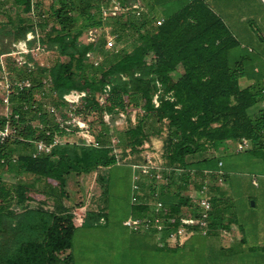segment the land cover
<instances>
[{"label":"trees","instance_id":"obj_1","mask_svg":"<svg viewBox=\"0 0 264 264\" xmlns=\"http://www.w3.org/2000/svg\"><path fill=\"white\" fill-rule=\"evenodd\" d=\"M5 1L17 10V18L15 23L8 15L0 24V55L10 52L13 41L32 31L38 36L28 40L29 45L37 39L65 59H57L47 69L29 71L5 56L10 78H30L32 85L11 88L7 95L13 108L8 122L16 126L18 137L0 143V158L6 159L0 164V264H73L74 210L86 205L88 185L92 180L103 184V168L120 163L127 149L139 154L153 137L162 140L163 173L169 181L161 185L159 198L169 228L176 226V217L184 207L195 214L187 189L189 184L198 186L203 177L211 181L213 191L208 234H217L218 228L228 229L237 222L230 198L224 197L226 193L217 183L218 161L216 166L212 162L228 140L245 136L259 143L264 129V72L247 47L246 70L245 55L238 54L243 46L208 0H179L175 11L163 13L161 24L149 10L104 21L99 7L109 0H52L47 10L41 0ZM166 1L147 4L153 9ZM104 25L116 34L113 48H106L104 33L93 42L79 39L88 28ZM90 50L101 57L97 64L87 58ZM46 72L56 92L48 95L56 106H63L61 96L68 90L85 89L90 94L83 102L86 112L97 108L100 113L106 109L128 115L131 108H138L142 117L137 123L127 118L126 128L114 132L104 124L96 144L81 140L61 143L49 153L32 157L27 140L42 137L43 131L28 121L49 120L36 100ZM241 77L247 79L242 81ZM106 83L111 85L110 95L105 106H99L94 95ZM158 90L159 104L155 106L152 99ZM3 97L0 92V101ZM6 122L0 116V125ZM114 133L118 141L111 144ZM12 156H16L14 161ZM3 173L18 178L7 181ZM222 176L225 180L224 172ZM144 185L141 181L140 190ZM131 212L143 216L151 212V206L131 203ZM101 216L102 211L88 209L82 224L95 225ZM239 227L243 232L239 242L243 243L245 228ZM240 248L221 246L213 251L210 264L220 260L228 264L226 255L230 252L240 253L238 264H264L263 258L243 256Z\"/></svg>","mask_w":264,"mask_h":264},{"label":"rangeland","instance_id":"obj_2","mask_svg":"<svg viewBox=\"0 0 264 264\" xmlns=\"http://www.w3.org/2000/svg\"><path fill=\"white\" fill-rule=\"evenodd\" d=\"M57 0H55L56 3ZM148 10L147 0H140ZM42 7L47 10L52 0H41ZM214 10L225 20L229 25L232 33L235 35L241 46L238 54L245 55L244 67L248 70V60L246 56V47L254 50L253 55L257 57L258 66L264 72V0H208ZM179 0H167L162 5H156L157 10L164 13H170L178 8ZM17 10L5 0H0V24L7 20V16L11 15L16 23ZM24 16H29L24 14ZM8 27H11L8 26ZM79 39H85V31H83ZM22 40L17 39L13 42ZM12 42V44H13ZM11 44V46H12ZM34 45V43L32 44ZM31 45V46H32ZM121 45V44H120ZM245 47V48H244ZM57 59H65L59 56L54 50H46L38 57V67L44 61L45 66H51ZM0 68V77H1ZM246 77H241V80H246ZM253 81V80H252ZM0 90H4L1 89ZM40 103L50 104L52 99L49 95L40 98ZM92 133L94 136L102 130L105 124L109 127L110 132L122 130L127 126V118L133 123H137L142 117V112L138 108H131L127 114L119 115L115 112H109V122L103 119L102 113L99 110L91 109L87 112ZM65 139L77 141L80 137L77 134L68 135ZM114 141L118 140L116 133L110 136ZM112 139V140H113ZM119 151L120 149L117 148ZM139 154H133L126 150V155L121 157L117 164L105 167L101 170L104 176V182L99 183L95 180L88 185L89 192L86 199V207L94 208L95 204L104 206L102 214L107 220H122L129 211V198L131 190V162L141 161L143 158H151L156 164H162L163 147L160 138L153 137L151 142H145ZM216 159L212 165L216 166L219 160L224 164L221 168L225 172V180L221 188L228 195L231 201L232 209L237 218L246 215L245 209L255 204L259 212L264 202V191L262 187V176L264 175V151L245 149L237 151L235 149V141H226L220 151L215 153ZM133 171V170H132ZM3 178L7 181H14L18 176L13 173H3ZM256 178L259 186L252 185L251 179ZM199 178V177H197ZM27 180H31L30 175L26 176ZM143 190L149 197L151 187H159V181L143 180ZM156 182V183H155ZM159 182V183H158ZM161 189V188H160ZM81 208V207H79ZM183 212H189L188 208L184 207ZM74 214L78 218H83V210H74ZM235 218V216H230ZM83 231H74L71 241L72 261L74 264H210L213 251H219L217 248L232 246L237 249H244L243 256H256L264 259V238H255L248 233L245 228V240L239 242L243 232L239 226L233 221L228 229L217 230V239L211 237L212 242L208 244L209 237L202 234H194L185 243L184 246L174 247L173 245H162V248L154 246L152 250L153 257H149V250L142 247L141 243L131 240L136 234L129 233L123 227L111 228V232L104 233L103 226H90V238L87 236V229ZM106 230V229H105ZM80 232L83 234H80ZM215 243V244H212ZM215 247L213 249L211 246ZM243 247V248H242ZM235 249V250H236ZM166 254L165 257L159 258L154 256L157 251ZM155 252V253H154ZM226 255L229 257L228 264H238V252H230ZM160 254V255H161ZM255 256V257H256ZM235 257L234 259H232ZM214 264V261H213ZM219 264H222L220 260Z\"/></svg>","mask_w":264,"mask_h":264},{"label":"built area","instance_id":"obj_3","mask_svg":"<svg viewBox=\"0 0 264 264\" xmlns=\"http://www.w3.org/2000/svg\"><path fill=\"white\" fill-rule=\"evenodd\" d=\"M99 12L102 20H108L110 17L118 16L125 13H132L135 15H141L148 12L145 6L140 0H132L128 3H122L119 0H109L106 4H101ZM163 22L162 17L156 19L157 24ZM101 33L105 35L106 48H113L115 44L116 34L110 32L108 25L96 26L85 30V39L83 42L95 41ZM38 34H34L32 31L26 33V37L17 42H13L10 52L0 55V90L4 94V97L0 101V116L6 118L7 122L0 125V143L7 141L17 136V128L8 122L11 115H13V108L8 100V93L11 88L18 90L28 88L32 85L30 78H13L9 76V72L6 69L5 56L9 55L14 59L17 67H26L29 71L38 69H47L49 66H45L44 61L41 62V66L38 67L39 55L48 50L46 46L40 43L39 40H35L34 45H29L28 40L37 37ZM86 56L91 59L94 64H97L101 59L100 56L94 54L93 51H87ZM42 87L36 93V100L40 102V98L52 94L56 95V92L51 89V78L47 74L41 79ZM160 87V83L157 82ZM111 85L109 83L104 84L97 92H95L94 99L99 106H105L108 97L110 95ZM158 90L153 96V103L155 106L159 104ZM261 93L264 99V88L261 89ZM90 96L89 92L85 89L72 88L63 93L61 100L64 102L63 106H56L53 103L42 104L40 106L47 112L49 120L35 122L29 120L28 122L32 126L39 127L43 131V136L38 138H29L32 145L30 154L32 157H37L43 153H49L53 146L66 142H73L72 140L65 139V136L77 134L80 140L85 144H96V136L93 135L87 112L83 109L84 100ZM169 99H173L171 95L167 96ZM38 103V102H37ZM35 103L34 105H38ZM103 119L109 122V111L102 110ZM119 115L124 112L118 111ZM18 115L15 114V117ZM262 137L259 143L254 144L248 137L242 136L235 141V149L237 151L253 148V146L264 147V129L261 130ZM20 138V137H19ZM48 138V139H47ZM22 139V138H20ZM110 139L111 144L117 143ZM16 156H12L14 161ZM5 158H0V164H4ZM218 165H222V161L218 160ZM132 197L131 203L134 204H148L151 206V212L143 216L130 215L123 219V224L132 231H152L156 234L160 245H182L191 235L195 233L206 234L209 231V212L212 208V195L213 191L210 189L211 181L207 177H203L200 180L198 186L189 184L187 189V197L191 202V206L195 209V214L189 212H182L176 219V226L169 228V219L163 216V202L159 198L161 186L153 187L149 192V199L141 196L140 182L147 178L151 181H159L161 185H167L168 177L164 176L163 165L156 164L151 158H144L142 163H132ZM167 169V168H166ZM180 170V169H178ZM205 172H207L205 170ZM218 172L217 183L221 186L224 183L221 170ZM158 182V183H159ZM254 184H257V180L254 177L252 179ZM156 183V182H155ZM78 221H83V218H78ZM98 223H105V218L101 216Z\"/></svg>","mask_w":264,"mask_h":264},{"label":"crops","instance_id":"obj_4","mask_svg":"<svg viewBox=\"0 0 264 264\" xmlns=\"http://www.w3.org/2000/svg\"><path fill=\"white\" fill-rule=\"evenodd\" d=\"M147 1L152 2V0H147ZM147 8L152 14H155L158 17H163V15H164V14L161 15V12H159V11H155V10H157L156 7H153V9H152L148 6ZM252 52H254L253 49H252ZM258 64H260V63H258ZM256 68H258L257 65H256ZM250 149H254V150L258 149V150L264 151V147H260V146H253V148H250ZM223 165L224 164L222 163L221 166L223 167ZM221 166L218 167L216 169V171L221 170V172L223 173L224 170L221 168ZM132 170H133V168L131 166V178H132V173H133ZM250 183L252 185L259 186L258 180H257V184H254L252 182V179H251ZM262 187H263V191H264V175L262 176ZM141 191H142L141 196L144 195V197H146V199H147L148 195L146 194V192L144 190H141ZM131 197H132V183H131L130 198H129V211L127 213V216L124 217V219L130 215H133V213L131 212ZM88 209H93L96 211L97 210L102 211V210H104V206L95 204L94 208H90V205H87V207H86V205H84L83 207L78 208V210H83V214ZM245 211H246V215L242 216L240 218H237V222H235V224L237 226L241 225L244 228H247L248 229L247 234H249V235L251 234L255 238H264V202H263V205H262L260 212H259V209L256 208L255 204L251 207H247L245 209ZM102 216H104V215L102 214ZM133 216H135V215H133ZM90 226H103L104 228L102 230L105 231L104 233L111 232V228H114V227H117V228L123 227V228L127 229L129 231V233H132V234L134 233L137 235V236H131V237H133L131 240L138 242V243H141V245L144 249L149 250V252H150L149 257L150 256L153 257L152 250L154 249L153 248L154 246L162 248V245L159 244L157 236L154 232H152L150 230H148V231H132L123 224V219L122 220L109 221L105 218V223H97L95 225L82 224V221L81 222L77 221V226L75 227L74 231H83L84 227H86L85 229H87V233H88L87 236L89 235L88 237L90 238ZM73 234H74V232H73ZM80 234H83V232L82 233L80 232ZM195 234H201V233H195ZM202 235L209 237L208 244H210V242H212L211 237H214V239H217V234H208V232H207L206 234H202ZM191 236L182 245H173V246L174 247L184 246L185 243L191 238ZM212 244H215V243H212ZM167 246H171V245H167ZM233 246L234 245H232V247ZM211 247L215 249L216 246L214 247V245H213ZM161 253L162 252L159 253V251H157L156 254H154L155 258L156 257L159 258L160 256H163V257L166 256V254H161ZM256 255H258V254H256ZM256 255L254 254V256H256ZM256 257H258V256H256ZM220 258H222V257H220ZM73 264H74V262H73Z\"/></svg>","mask_w":264,"mask_h":264}]
</instances>
